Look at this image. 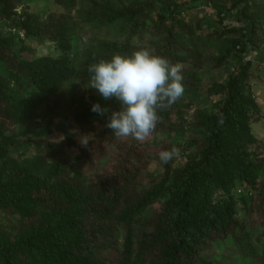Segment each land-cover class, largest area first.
I'll return each mask as SVG.
<instances>
[{"label":"trees","instance_id":"trees-1","mask_svg":"<svg viewBox=\"0 0 264 264\" xmlns=\"http://www.w3.org/2000/svg\"><path fill=\"white\" fill-rule=\"evenodd\" d=\"M244 2L236 20L251 34ZM24 3L0 0V22L11 21L32 41L56 43L67 54L27 59L31 50L17 49L0 29V61L8 71V78L0 75V264H229L231 255L264 264V156L252 132L262 110L247 89L251 63L216 89L224 100L206 118L198 153L179 168L163 163V176L154 178L153 154L179 146L167 141L158 152L149 141L116 137L105 126L108 115L91 110L99 103L109 114L118 111L115 98L91 96L77 106L69 88L76 76V59L68 55L77 39L72 18L19 16ZM158 3L160 33L147 31L148 18L140 19L138 9L110 16L105 25L113 33L92 50L91 62L131 55L148 39L154 54L187 62L166 22L186 6ZM182 75L188 91L190 76ZM158 115L152 135L172 133L184 122L186 105L180 98ZM60 118L92 133L87 146L58 138ZM238 183L246 193L236 194Z\"/></svg>","mask_w":264,"mask_h":264},{"label":"rangeland","instance_id":"rangeland-1","mask_svg":"<svg viewBox=\"0 0 264 264\" xmlns=\"http://www.w3.org/2000/svg\"><path fill=\"white\" fill-rule=\"evenodd\" d=\"M63 1V2H62ZM25 0L18 6L17 14L36 13L44 20H51L61 15H69L75 25V47L68 55L76 60V76L69 84L71 98L76 105H86L89 97L100 95L95 89H84L90 79L88 67L92 64L94 48H101L103 41H108L110 26L105 25L110 16L118 17L127 9L141 11L140 19L148 18V27L153 34L160 33L162 27L158 23L156 4L165 9L170 5L186 6L171 22L174 30L175 50L187 62L182 63V71L187 72L189 88L181 97L186 105L184 122L177 131L167 134H154L146 139L155 146L156 151L167 141L178 145L179 155L171 161L173 168L183 166L188 156L198 153L203 139L206 136V118L223 102L216 89L224 85L229 76L238 71L246 63H251L248 70L247 89L255 96L261 107L258 121L252 124V132L261 143V156H264V0H246L245 12L253 19L254 28L251 34L242 29L236 20V10L243 0ZM244 2V3H245ZM119 21L116 28L120 29ZM131 25L130 20L124 22ZM121 24V23H120ZM103 26V27H102ZM161 26H164L161 25ZM11 21L0 22V29L6 36L12 37L15 47L26 46L31 54H25L27 59L41 57H62V52L56 43L34 42L28 37L21 39L13 29ZM112 28H115V26ZM146 31V32H147ZM113 33V32H112ZM148 33V32H147ZM119 34V30L116 31ZM162 36V35H161ZM155 42L144 40L138 47H147L153 50ZM246 50L241 51V45ZM262 52V53H261ZM92 53V55H90ZM0 75L8 78L7 66L0 61ZM75 81H80L76 83ZM55 119V128L58 138L69 137L81 144L83 136L93 138L92 133L80 130L77 124L69 118ZM21 130H17L19 133ZM26 146L25 143H23ZM25 148V147H24ZM150 172L154 178L163 176L164 166L159 154H153ZM236 194H244L247 187L240 183ZM241 191H238V190ZM238 207L240 204L237 205ZM150 209L148 215L152 212ZM229 264H244L242 260L231 255Z\"/></svg>","mask_w":264,"mask_h":264},{"label":"clouds","instance_id":"clouds-1","mask_svg":"<svg viewBox=\"0 0 264 264\" xmlns=\"http://www.w3.org/2000/svg\"><path fill=\"white\" fill-rule=\"evenodd\" d=\"M90 79L84 89H95L104 100L115 98L120 110L109 114L99 103L91 110L100 116L108 115L106 127L116 137H131L143 142L160 123L158 112L179 100L184 94L182 65L154 54L147 47H138L131 55L113 54L110 59H100L88 67ZM79 83L80 81H75ZM89 136L81 137L87 146ZM179 150L173 148L159 153L160 161L167 164Z\"/></svg>","mask_w":264,"mask_h":264},{"label":"built area","instance_id":"built-area-1","mask_svg":"<svg viewBox=\"0 0 264 264\" xmlns=\"http://www.w3.org/2000/svg\"><path fill=\"white\" fill-rule=\"evenodd\" d=\"M13 31L21 38V39H25V33L22 31V30H20V29H18V28H14L13 29ZM238 191H241L240 189L238 190ZM242 192V191H241ZM241 192H239V193H241Z\"/></svg>","mask_w":264,"mask_h":264}]
</instances>
